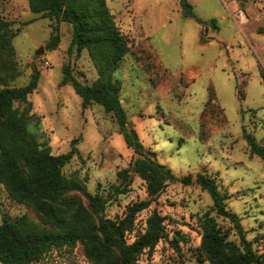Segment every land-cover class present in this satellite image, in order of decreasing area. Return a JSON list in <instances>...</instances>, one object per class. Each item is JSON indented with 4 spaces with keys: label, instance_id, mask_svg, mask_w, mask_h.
Wrapping results in <instances>:
<instances>
[{
    "label": "rangeland",
    "instance_id": "374dc122",
    "mask_svg": "<svg viewBox=\"0 0 264 264\" xmlns=\"http://www.w3.org/2000/svg\"><path fill=\"white\" fill-rule=\"evenodd\" d=\"M115 20L129 37L131 51L116 75L123 82L121 100L127 111L129 133L136 131L148 150L172 168L169 182L149 208L143 210L128 241L146 228L153 211L165 217L167 238L155 250L141 255L138 264H209L201 250L199 219L215 217L230 239H238L232 223L218 215L211 195L195 180L198 172L216 177L229 196L228 208L242 219L247 238L264 251V161L250 156L247 131L264 144V0H189L204 23L182 13L180 0H107ZM12 21L14 45L21 75L14 85L29 82L34 68L41 72L31 94L40 116L29 129L54 154L75 145L79 153L65 165L89 193L108 194L120 182L119 171L138 156L120 123L101 105L82 106L71 84L61 85L63 66L91 84L98 77L87 49L69 53L72 25L60 23L61 41L47 49L55 20L30 10L29 0H0V19ZM215 18L218 27L210 21ZM34 21L29 22L30 20ZM44 46V52L37 54ZM192 175V182L181 177ZM87 202L84 192H72ZM149 198L138 175L128 190L113 194L104 215L117 219L129 204ZM27 215L41 224L36 208L14 199L0 183V223L4 216ZM0 264H2L0 262ZM36 264H94L83 245L53 249Z\"/></svg>",
    "mask_w": 264,
    "mask_h": 264
},
{
    "label": "trees",
    "instance_id": "16d2710c",
    "mask_svg": "<svg viewBox=\"0 0 264 264\" xmlns=\"http://www.w3.org/2000/svg\"><path fill=\"white\" fill-rule=\"evenodd\" d=\"M242 4L248 0H239ZM182 13L204 23L189 0H180ZM32 12L55 20L53 33L46 47L55 50L61 41L60 23L72 25L69 53L80 55L87 49L98 72L93 83L79 80L70 63L63 66L61 85L71 84L82 98L83 108L101 105L112 112L121 125L127 143L138 156L129 167L119 171L120 182L108 191L98 188L94 194L84 188L77 175L68 176L64 167L79 149L54 154L51 147L39 140L29 127L40 125L41 118L33 110L31 94L38 88L41 72L34 68L29 82L14 85L21 75L14 45L16 32L12 21L0 19V183L19 202L33 205L41 217V224L27 215L3 217L0 223V262L2 264H36L53 249L74 248L83 245L87 258L94 264H138L141 255L155 250L167 238L164 220L158 211L147 217L144 232L133 241L128 236L136 229L139 214L149 208L169 182L178 177L172 168L160 162L156 152L148 150L141 141L134 140L128 131L127 111L121 100L122 80L116 73L130 53L129 37L122 32L107 0H29ZM30 20L28 23L34 21ZM210 23L218 27L213 18ZM264 77V75H263ZM244 136L250 147V156L264 161V144L247 131ZM138 175L144 180L149 198L129 204L125 214L117 219L104 215L113 194L124 193ZM192 182V175L180 178ZM196 182L212 197L218 215L228 219L238 239H230V231L205 214L199 219L203 229L201 250L209 264H264V251L254 247L247 238L242 219L228 208L229 196L222 192L216 177L198 172ZM84 192L87 202L72 192Z\"/></svg>",
    "mask_w": 264,
    "mask_h": 264
},
{
    "label": "water",
    "instance_id": "95a60500",
    "mask_svg": "<svg viewBox=\"0 0 264 264\" xmlns=\"http://www.w3.org/2000/svg\"><path fill=\"white\" fill-rule=\"evenodd\" d=\"M44 52V46H41L38 51H37V54H42ZM128 127H132L133 126V123L132 122H128L127 124ZM131 135L133 136L134 140L137 141L138 140V134L136 133V131H131Z\"/></svg>",
    "mask_w": 264,
    "mask_h": 264
}]
</instances>
